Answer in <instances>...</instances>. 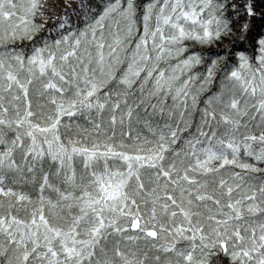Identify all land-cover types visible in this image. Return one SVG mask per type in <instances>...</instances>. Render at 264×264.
<instances>
[{
    "label": "snow or ice",
    "instance_id": "snow-or-ice-1",
    "mask_svg": "<svg viewBox=\"0 0 264 264\" xmlns=\"http://www.w3.org/2000/svg\"><path fill=\"white\" fill-rule=\"evenodd\" d=\"M0 264H264V0H0Z\"/></svg>",
    "mask_w": 264,
    "mask_h": 264
}]
</instances>
